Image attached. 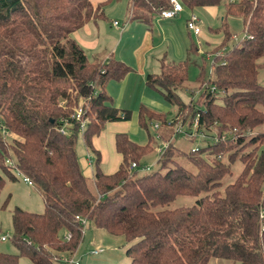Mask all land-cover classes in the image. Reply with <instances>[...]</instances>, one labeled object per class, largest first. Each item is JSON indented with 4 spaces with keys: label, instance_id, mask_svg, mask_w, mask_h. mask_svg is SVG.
I'll list each match as a JSON object with an SVG mask.
<instances>
[{
    "label": "trees",
    "instance_id": "1",
    "mask_svg": "<svg viewBox=\"0 0 264 264\" xmlns=\"http://www.w3.org/2000/svg\"><path fill=\"white\" fill-rule=\"evenodd\" d=\"M180 3L191 13L224 7L219 27L223 39L212 53L207 77L204 63L200 67V107L191 100L183 103L177 94L193 61L160 58L159 71L147 74L145 84L177 111L166 119L141 105L138 126L146 130V142L116 134L122 160L115 172L104 174L93 138L107 122L131 117L130 110L114 106L105 85L123 79L132 68L111 57L89 59L72 36L99 18L102 6L94 8L91 0H0V192L6 177L16 179V171L39 186L43 202L41 213L13 209L11 241L17 253L0 252V264H18L20 257L33 264L60 263L82 239L76 216L123 236L129 243V264H208L214 258L264 264V85L258 81L264 0ZM131 6L132 21L149 23L171 3L131 0ZM231 16L241 19L244 36L226 47L235 38L226 20ZM189 48L199 53L195 42ZM79 106L88 120L83 131L72 117ZM196 117L203 138L187 136ZM155 119L160 121L156 139L148 132ZM215 133L228 136L214 140ZM79 134L92 153V178L78 162ZM198 139L201 144L194 146ZM159 141L168 144L157 155L156 167L140 170ZM181 141L192 145L185 150ZM236 160L242 169L227 182ZM131 162L139 167L130 171ZM177 196L196 200L168 208Z\"/></svg>",
    "mask_w": 264,
    "mask_h": 264
},
{
    "label": "crops",
    "instance_id": "2",
    "mask_svg": "<svg viewBox=\"0 0 264 264\" xmlns=\"http://www.w3.org/2000/svg\"><path fill=\"white\" fill-rule=\"evenodd\" d=\"M176 1L181 2V0ZM91 3L94 8L102 6V15L88 21L74 31L72 33L73 38L84 49L89 59L105 60L111 57L132 68V71L123 79L119 81L110 80L105 85V90L111 95L114 106L131 111L130 119L107 122L100 134L93 138V145L100 152V168L104 174H111L117 170L122 160V155L115 148V135L118 133L127 134L138 129V117L130 108L131 104L143 102L144 99H156L166 106L170 105L163 98L155 96L152 93L155 90L146 86L147 74L159 71V59L163 56L176 62L186 58L193 61L191 56L195 53L191 52L189 47L191 42H195L193 37L203 35L204 26L200 21L201 31L198 35L188 31L186 21L191 12L185 7L173 18L165 19L161 18L159 14H155L149 23H144L130 19L131 0H91ZM211 7L215 6L201 8ZM114 21L117 22L116 25ZM222 39L223 34L221 32V39L217 45L221 43ZM258 81L264 85V66L259 67ZM140 94L141 97H139ZM0 129L2 130L1 126ZM161 142L159 141V145L154 148L152 153L156 157L149 165L154 164L158 155L156 149L161 145ZM90 157H92V153H87L83 163L81 162V169L86 177L92 178L93 168ZM145 165L147 164L145 163ZM39 196L41 197L40 193ZM94 254H98V252Z\"/></svg>",
    "mask_w": 264,
    "mask_h": 264
},
{
    "label": "rangeland",
    "instance_id": "3",
    "mask_svg": "<svg viewBox=\"0 0 264 264\" xmlns=\"http://www.w3.org/2000/svg\"><path fill=\"white\" fill-rule=\"evenodd\" d=\"M203 24L204 33L199 37H193L195 43L199 49V53L193 54L191 57L193 62L189 67L188 79L184 83L183 88L177 90L180 100L189 104L190 100L193 102L195 108H199L200 105V81L199 76L201 73L200 67L204 63V71L207 77L209 69L211 67L212 53L218 47L217 42L221 39V32L219 27L221 25V18L224 14L223 5L211 7V8H198L194 12ZM227 23L229 30L235 35V38H231L226 47H231L237 40L244 36L242 21L238 17H227ZM121 21V20H119ZM223 49H218V52H222ZM259 67L264 66V56L258 60ZM140 93V92H139ZM155 96L162 98L161 93L158 91L152 92ZM135 95L136 92H135ZM141 97V94L139 95ZM142 99H144L142 97ZM142 101V100H141ZM134 102L131 104V109L138 117V111L141 105L165 115L166 119H171L176 111V106L164 105L156 99L148 100L144 99L143 102ZM180 120V119H178ZM159 125L160 121L155 119L150 121L148 132L151 137L156 139L157 130L153 128L154 125ZM0 133L2 130L0 129ZM128 137L138 143H145L147 140L146 130L139 128L137 131H131L127 133ZM6 139L11 140V136L6 132ZM82 135L79 134L76 145V155L78 162L82 167L83 160L86 158L87 150L82 141ZM194 146L201 144V140L198 139L194 143ZM159 145V142H158ZM192 144L181 141V146L187 150ZM264 149V145L262 146ZM155 154L151 153L143 158L142 166L151 164L155 158ZM82 162V163H81ZM146 165V166H147ZM155 163L153 164V166ZM150 166V165H149ZM152 166V167H153ZM187 168L194 170V167L186 163ZM156 166H154L155 168ZM242 163L240 160H236L232 164V176L228 178L227 182H231L234 177L241 171ZM15 180L5 178L4 186L0 192V238L6 236V240L0 241V252L16 254L17 250L13 245L11 238L13 235L12 230V211L15 207L27 210L29 212L41 213L43 211V202L39 196L40 188L38 185L33 184L29 186L23 181V176L16 171ZM194 196H177L167 207L175 208L179 206L191 205L195 202ZM83 238L75 252V259L79 264H129L130 257L126 255L127 247L129 243L123 236L112 235L107 233L104 229H97L92 224L87 223L83 227ZM98 254H94L97 253ZM18 264H33L28 258L20 257ZM56 264H60L59 262ZM208 264H238L233 260L225 259H211Z\"/></svg>",
    "mask_w": 264,
    "mask_h": 264
},
{
    "label": "built area",
    "instance_id": "4",
    "mask_svg": "<svg viewBox=\"0 0 264 264\" xmlns=\"http://www.w3.org/2000/svg\"><path fill=\"white\" fill-rule=\"evenodd\" d=\"M231 1H235V0H231ZM171 6L167 9H163L160 11L159 16L161 18H165V19H169V18H173L174 16H176L179 12L182 11L183 7L181 5L180 2L176 1V0H170ZM114 24L116 25L117 22L114 21ZM186 28L192 32L195 35H198L201 31V22L199 17L193 12L190 13L187 21H186ZM212 90L214 89V87L211 88ZM84 114V106H79L78 108L75 109L74 114L72 115V117H74L76 120H79L80 122V130L83 131L85 128V125L87 123V119L83 116ZM1 128L4 129L3 125H0ZM198 118L196 117L194 119L193 125H192V129L191 131L187 132V136L189 137H199V138H203L205 137V135L198 129ZM158 127V125H154V128L156 129ZM181 130V128L176 129V132H179ZM61 132L64 133V128L61 129ZM228 134L227 133H223L220 136H217L216 133L214 134L213 138L214 140H225L227 138ZM167 142L162 141L161 145L156 149V152L158 154H160L163 149L167 146ZM196 150V148H192V151ZM9 165H12V163L10 161L7 162ZM139 166L135 163V162H131V164L129 165L128 169L130 171L138 168ZM149 165H144L140 167V170H147L149 169ZM23 181L26 182L28 185H32V181L27 178V177H23ZM76 219L78 221H80V223L82 224L83 227H85L86 225V219L85 218H81L79 216H76ZM70 236V234L66 235L65 238H68ZM1 241L6 240V236H2L0 238ZM75 254L72 255H62L59 258V261L61 264H79L78 260L75 259Z\"/></svg>",
    "mask_w": 264,
    "mask_h": 264
}]
</instances>
